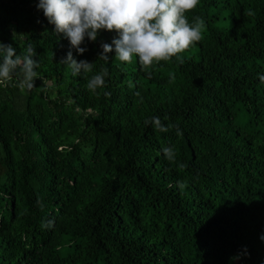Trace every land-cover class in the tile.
<instances>
[{"label": "trees", "instance_id": "obj_1", "mask_svg": "<svg viewBox=\"0 0 264 264\" xmlns=\"http://www.w3.org/2000/svg\"><path fill=\"white\" fill-rule=\"evenodd\" d=\"M37 3L0 0L40 76L0 87V264H264V0H200L202 39L148 69L101 31L79 75Z\"/></svg>", "mask_w": 264, "mask_h": 264}, {"label": "clouds", "instance_id": "obj_2", "mask_svg": "<svg viewBox=\"0 0 264 264\" xmlns=\"http://www.w3.org/2000/svg\"><path fill=\"white\" fill-rule=\"evenodd\" d=\"M200 0H38L37 10L42 11L55 32L69 41L70 49L65 63L73 75L91 72L93 62L77 60L73 50L83 55L88 49L86 41L96 42L101 31L115 32L112 43H103L100 57L109 60L115 52L121 62H138L148 69L160 62L182 59V54L202 39L205 20L200 16L190 22L188 13L196 9ZM35 49L28 45L23 54L12 44L0 41V87L8 86L21 76L18 87L31 90L40 78ZM107 70L97 72L88 83L90 91L105 86ZM264 81V75L259 77ZM146 123L166 128L160 118ZM169 156L172 149L164 150ZM264 242V234L259 237Z\"/></svg>", "mask_w": 264, "mask_h": 264}]
</instances>
